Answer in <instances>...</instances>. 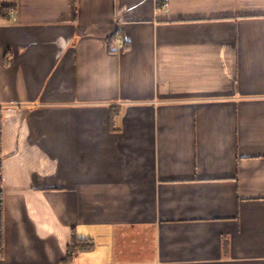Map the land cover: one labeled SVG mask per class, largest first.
Instances as JSON below:
<instances>
[{"label": "crops", "instance_id": "obj_1", "mask_svg": "<svg viewBox=\"0 0 264 264\" xmlns=\"http://www.w3.org/2000/svg\"><path fill=\"white\" fill-rule=\"evenodd\" d=\"M0 6V264H264V0Z\"/></svg>", "mask_w": 264, "mask_h": 264}, {"label": "trees", "instance_id": "obj_2", "mask_svg": "<svg viewBox=\"0 0 264 264\" xmlns=\"http://www.w3.org/2000/svg\"><path fill=\"white\" fill-rule=\"evenodd\" d=\"M6 6H0V15H6ZM93 247V242L88 239L77 238L73 235L72 243L68 247L65 262L71 263L80 251L89 250Z\"/></svg>", "mask_w": 264, "mask_h": 264}]
</instances>
